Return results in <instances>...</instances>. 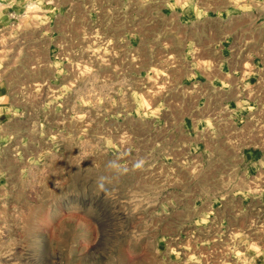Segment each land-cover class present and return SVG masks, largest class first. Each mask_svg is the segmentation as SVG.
Here are the masks:
<instances>
[{
	"label": "rangeland",
	"instance_id": "rangeland-1",
	"mask_svg": "<svg viewBox=\"0 0 264 264\" xmlns=\"http://www.w3.org/2000/svg\"><path fill=\"white\" fill-rule=\"evenodd\" d=\"M256 19L264 37V0H42L1 28L0 264H160L161 235L207 207L188 201L215 184L209 151L264 144V104L195 107L162 44Z\"/></svg>",
	"mask_w": 264,
	"mask_h": 264
},
{
	"label": "crops",
	"instance_id": "crops-1",
	"mask_svg": "<svg viewBox=\"0 0 264 264\" xmlns=\"http://www.w3.org/2000/svg\"><path fill=\"white\" fill-rule=\"evenodd\" d=\"M41 1L0 0V29L15 22L28 4L40 6ZM50 8L55 7L43 9L49 18L43 22L49 39L54 34ZM216 29H202L194 36L184 30L176 43L163 42L165 71L173 75V70H182L183 85L193 79L195 92L208 94L198 98L197 108H216L235 100L237 92L236 103L242 109L264 104L255 76L262 73L261 23L256 19L238 24L235 30L219 26L216 33ZM15 109L9 85L0 75V151L11 135L8 126ZM209 152L215 159L204 168L214 174L215 184L188 201L207 207L191 224H178L174 233L161 235L160 264H264V147Z\"/></svg>",
	"mask_w": 264,
	"mask_h": 264
},
{
	"label": "built area",
	"instance_id": "built-area-1",
	"mask_svg": "<svg viewBox=\"0 0 264 264\" xmlns=\"http://www.w3.org/2000/svg\"><path fill=\"white\" fill-rule=\"evenodd\" d=\"M262 146H264V144L259 145V143H257V145H256V147H262Z\"/></svg>",
	"mask_w": 264,
	"mask_h": 264
}]
</instances>
